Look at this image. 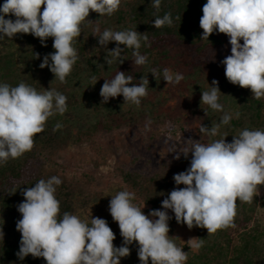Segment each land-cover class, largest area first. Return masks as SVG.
Instances as JSON below:
<instances>
[{"label":"clouds","instance_id":"clouds-1","mask_svg":"<svg viewBox=\"0 0 264 264\" xmlns=\"http://www.w3.org/2000/svg\"><path fill=\"white\" fill-rule=\"evenodd\" d=\"M120 4L121 0H3L0 39L31 34L46 46L47 38H53L55 52L43 58L40 68L48 67L55 78L66 82L78 59L73 47L75 38L81 35L82 23L90 11L111 16ZM152 7L158 13L161 0H152ZM202 12L201 39L208 40L214 32L229 37L231 55L222 61L227 80L250 89L255 99L264 97V0H207ZM153 24L155 28L172 26L171 13L157 15ZM96 32L98 35L94 36L98 37L100 46L116 42L109 54L120 64L125 60L122 56L125 48L133 49L135 65L146 63L147 58L139 49L141 40L148 41L147 35L136 30L106 29L99 33L96 29ZM105 61L112 63L107 58ZM151 73L155 77L157 70L152 69ZM133 79L123 71L110 80L105 79L100 89L103 103L122 95L124 103L139 106L141 98L147 96L149 80L142 76L134 84ZM182 79V74L173 76L168 69L163 71L167 84H178ZM219 93L218 81L213 80L210 90L202 92L201 103L222 111ZM66 100L59 92L40 93L24 82L15 87L0 84V165L31 151L34 136L44 131L46 121L56 113L62 115L67 111ZM230 120L231 116L225 114L221 123L228 124ZM61 126L57 124L54 131ZM218 129L219 124L210 129L202 124L200 132L215 136ZM225 137L208 144L189 139L185 147L173 150L177 160L181 153L185 158L191 153L192 158L189 168L174 175L175 184L184 187L168 194L162 201L164 210H152L145 215L132 203L135 194L128 191L111 197L109 210L123 238L120 247L114 245L115 234L105 219L92 217L89 226L68 212L60 218V202L55 196L56 186L62 183L59 177L41 179L25 188L24 200L18 205L22 218L16 224L21 233L18 258L42 257L46 264H120L122 257L130 255L128 245L136 242L140 264H149V260L151 264H184L187 253L169 238L171 217L167 210L174 213L177 223L186 224L189 229L200 227L208 234L216 233L235 226L237 199L251 203L260 192L259 186L264 185V131L244 129L231 142H226ZM3 237L0 227V238Z\"/></svg>","mask_w":264,"mask_h":264},{"label":"trees","instance_id":"trees-1","mask_svg":"<svg viewBox=\"0 0 264 264\" xmlns=\"http://www.w3.org/2000/svg\"><path fill=\"white\" fill-rule=\"evenodd\" d=\"M206 2L207 0H161L160 11L157 13L152 7V0H126L121 2L119 10L111 16H99L98 13L90 11L88 20L82 23L81 35L75 38L73 44L78 59L71 73L66 77V82L63 83L72 86L76 92H80V87H85L86 91L89 90L92 93V99L94 98L91 104L102 107L99 116H91L88 122L82 119L84 120L82 130L75 135L77 141L91 140L97 152L95 155L90 154L88 158L80 157V162L76 164L80 167L76 169L68 167L63 160L70 138L66 132L59 129L54 131L57 122L54 120L56 117H52L53 119L49 118L46 121L44 131L34 136V147L31 151L19 158L10 159L5 165H0V227L4 233V237L0 238V264H46L42 257L34 258L28 255L20 260L17 256L21 233L17 231L16 224L22 218L18 211V205L24 200L22 192L41 179L47 181L50 177L57 176L62 181L56 186L55 193L60 202L59 216L62 218L64 212L72 214L76 194L83 193L86 201L97 195L96 173L101 171L102 166L108 164L106 147L101 145L106 136L114 135L123 128H127L131 130L129 139L136 142L139 136H144V131L148 130L146 120H150L157 127L150 139L160 138L162 133L159 132L158 124L161 123L169 124L171 131L179 128L181 131L189 132L191 139L207 144L225 136H227L225 137L227 142H231L233 136L244 129L264 131V97L255 99L251 93H243L242 90L239 91V101H237L241 104L237 113L238 117L231 118L228 124L221 123L223 117L221 114L217 115L210 106L201 105L198 102L187 105L192 122L199 123L197 128H193L186 122L182 123L179 117L170 118L169 115L167 117V114L159 108L158 112H155L157 105L153 101L159 102L160 108L168 101V98H162L166 82L163 80L164 69L174 74H182L183 79L178 84H170L171 90L166 88L164 92H168L171 96L179 93V99L185 95L184 88H193L199 84V77H205L211 83L213 80L218 81L220 91L227 96L233 98L236 94L237 85L227 80L224 74L225 66L222 64L223 59L231 55L229 37L214 32L208 40L201 39L203 30L199 26V21L203 15L202 7ZM2 4L3 0H0V5ZM169 12L173 18L172 26L155 28L153 22L156 16L162 17ZM5 18L15 19L14 16ZM85 28L90 29L91 40L84 37ZM96 29H99V33H103L106 29L136 30L142 35H147L148 41L141 40L139 49L140 54L146 56V63L135 65L133 49L125 48L122 53L125 60L120 64L118 59L109 54V51L116 47V42L100 46L98 37L94 36L98 35ZM0 40L8 42L10 46L21 43L19 50L24 49V53L28 55L25 57L27 61L24 62L27 72L22 78L18 72L19 69L16 68L15 54L0 53V84L7 83L15 87L24 82L42 93V89L51 81H60L48 67L40 68L43 58L55 52L52 47L53 38H47L46 46L41 44L39 38L31 34H16L12 39L5 37ZM241 43H243L242 40ZM148 44L151 46L149 47ZM120 47L124 48V45ZM91 48L95 52L88 55V50ZM36 54H39V58H36ZM105 58L112 60V63L107 64ZM49 63H51L50 60ZM152 69L157 70L155 77L151 73ZM41 70L46 71L44 76L39 73ZM118 71L125 72L126 76H133L134 84H138L142 76L149 80L147 96L141 98L139 106L124 103L122 95L110 98L107 103H103L100 89L105 79L114 78ZM101 74L104 75V81L98 88L90 86V82L86 85L92 77H100ZM194 88V92L198 93L200 89ZM49 90L62 94L61 88L52 87ZM83 110V107H74L77 114ZM202 124L209 129L219 124L221 128L218 129L217 135L209 136L200 132ZM191 158V155L187 158L182 157L181 162L186 163L185 168L170 167L162 163L159 169L151 172L132 168L131 165L116 166L109 172V177L117 181L123 191L134 193L135 197L132 201L142 209L145 215H148L152 210H164L162 201L168 197V194L177 187H184V185L177 186L173 177L190 167ZM132 160L133 162L139 160V156H135ZM259 188V195H254L251 203L237 199L234 227L217 230L216 233L210 234L206 229L194 227L197 230V245L200 246L197 247L196 252H188L184 264H264V226L255 219L258 207L260 205L264 207V185ZM167 211L171 217L168 221L170 228L171 224L177 221L174 213L171 210ZM105 220L115 234L114 245L122 246L123 238L120 235L118 223L111 215ZM128 247L130 255L122 257L120 264H140L137 254L138 244L133 242ZM149 264H151L150 260Z\"/></svg>","mask_w":264,"mask_h":264},{"label":"rangeland","instance_id":"rangeland-1","mask_svg":"<svg viewBox=\"0 0 264 264\" xmlns=\"http://www.w3.org/2000/svg\"><path fill=\"white\" fill-rule=\"evenodd\" d=\"M124 1L126 0H121V2ZM83 35L86 39L91 40L89 28L84 29ZM21 45V43H16L15 46H10L8 42L0 40V53L15 54L16 68L19 69L18 72L23 78L25 73L27 72V70L25 69L26 63L24 64V62L27 61L25 57L28 55L24 53V49L23 51L21 49L19 50ZM93 48L88 50V55H92V53L95 52ZM20 53L22 54L21 56ZM39 73L44 76L46 74V71L41 70L39 71ZM170 74H173V76L175 75L172 72H170ZM103 76L104 75L101 74L100 77H92L91 80L85 83L86 85H88V82H90V86L98 88L99 84L104 81ZM198 81L199 84L193 86V88H184L185 95L182 96L183 98L180 97V99L178 98L180 95L178 92V94L173 96L169 95L168 92L164 93L165 89L170 88L169 85L172 84H167V82H165L162 98H168V101L165 103V105L162 106V108L159 107V102L156 103L155 101H153L154 104L157 105L155 107V112L157 113L159 108V110L164 111V114H167V117L168 115L170 116V118L179 117L181 118L182 123L186 122V124L191 125L193 128L199 127L198 122H192L193 119L191 117V112L187 110V105L188 103L192 102H198L201 105H207L201 103V96L202 92L210 90L212 83L205 77H199ZM52 87L61 88L62 94L67 97V111L62 115L56 113L52 117H56V119L54 120H56L57 124L62 125L59 130L66 132V134L70 138L68 141L69 143L65 149L66 151L63 161L68 167H73L74 169H76L78 166L80 167V165L76 166V164L80 162V157L88 158L90 154L95 155L97 151L95 150V144L91 140L85 139L83 141H77L75 135L82 130L84 120L89 121V118L91 116H99L102 107H95L93 104H91L92 100L94 99H92V93L89 92V90L86 91L84 89L85 87L83 88V86L80 87V92H76L72 86L65 85L63 82L51 81L50 83H48V86L42 89V93L45 92V90L48 91ZM194 87L200 89L198 93L194 92ZM240 90H242L243 93L248 92L252 94L250 89L241 88L238 85L236 88V94L233 97L234 99L231 96H227V94L223 92L218 94V102L225 109H223L222 111L214 110L217 115L221 114L222 116H224L225 114H228L233 119L238 117L237 113L239 112L241 107V104L237 102L239 101L238 99ZM178 100L181 101L178 102ZM75 106L83 107L84 110L81 111V113L77 114V112L74 111ZM102 117H106V115H102ZM145 122L148 123V130L147 132L144 131V136L140 135L138 141L136 142H132L129 139L128 136L131 130L127 128H123L114 135L106 136L105 140L102 141L101 145L103 147H106V158H108V164L102 166L100 168L101 171L96 173L97 195H95L89 201H86L84 198V194L78 193L75 195V198L73 200L74 210L72 214L76 215L79 219L89 224V226H91L92 217L105 219L107 216L111 215L109 210L111 197H114L118 192L123 191L120 188L119 183L109 177V172L112 171L114 167L131 165L132 168L145 170L146 172L147 170L150 172L156 171L157 169H159L162 163L175 168L186 167V163L181 162L183 154L181 153L180 159L177 160L174 158L176 153H173V150L185 147L186 141L191 139L192 137L191 134L189 132L181 131L179 128H177V130L175 131H171L169 128V124L167 125L161 123L158 124L159 132L162 133L160 138L153 137V139H150L152 132H154L155 128L157 127L154 123L152 124L150 120H146ZM219 128H221L220 125ZM128 151L132 152V155L128 154ZM188 155H191V153H189ZM135 156H139V160L134 161V163L132 159ZM258 195L259 194H257L256 196ZM132 203L137 206V204L133 201ZM255 219L260 225L264 226V207L262 205L258 207V210L255 214ZM169 229V238L172 239L173 242L184 252H186L187 255L188 252H196V228L193 227L192 229H189L186 224L173 222Z\"/></svg>","mask_w":264,"mask_h":264}]
</instances>
